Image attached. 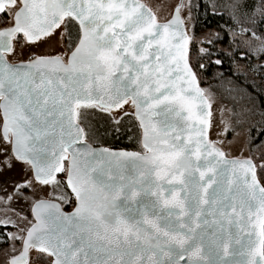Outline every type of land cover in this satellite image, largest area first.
I'll return each mask as SVG.
<instances>
[{
  "label": "snow or ice",
  "instance_id": "snow-or-ice-1",
  "mask_svg": "<svg viewBox=\"0 0 264 264\" xmlns=\"http://www.w3.org/2000/svg\"><path fill=\"white\" fill-rule=\"evenodd\" d=\"M201 7L231 21L210 48L226 44L220 54L234 63L264 61V0H179L168 19L145 0H0V264H29L33 250L32 264H226L229 246L257 230L260 246L249 235V259L233 264H264V139L253 145L258 159L229 160L223 142L207 138L211 105L185 24ZM45 45L62 51L33 50ZM21 50L29 59L10 64ZM90 109L113 126L137 121L143 153L102 149L97 158L78 147ZM259 137L264 127L245 143ZM121 157L134 158L135 171L116 179L95 162ZM68 189L76 207L64 213ZM64 221L76 230L50 226Z\"/></svg>",
  "mask_w": 264,
  "mask_h": 264
},
{
  "label": "rangeland",
  "instance_id": "rangeland-1",
  "mask_svg": "<svg viewBox=\"0 0 264 264\" xmlns=\"http://www.w3.org/2000/svg\"><path fill=\"white\" fill-rule=\"evenodd\" d=\"M149 3L157 15L161 19H168L171 17L175 4L179 0H145ZM200 2V0H197ZM182 15L186 14V10H182ZM196 13L193 12L191 22L185 20L187 31L193 37L189 43L191 63L195 67L197 77L202 88L205 90V95L208 97L211 105V121L212 126L208 129L209 140L216 142H223V149L229 158H243L250 156L254 158L253 144L245 143L247 137H253L254 129L260 128L264 124V114L261 111L257 99L244 86L240 85L234 79L227 76H219L216 79L205 80L201 74L203 66L202 60L204 56L210 52V47L206 43L207 40L214 39V31H207L196 33ZM15 44V42H14ZM208 49L209 51L201 52L200 49ZM37 55H55L62 51L60 47L50 48L45 45L41 48L33 49ZM22 55L13 57L9 55L8 58L12 62L27 61L29 54L27 50H21ZM34 58V57H33ZM199 61V67H198ZM216 62L217 59H214ZM264 64V61L260 64ZM200 68V69H199ZM126 107H128L126 105ZM94 115L104 116L105 114L98 109H90ZM99 112V113H98ZM241 121V122H237ZM111 124V123H110ZM228 126L229 132L223 131L225 126ZM235 128V135L232 134V128ZM17 211H23V215L28 217V220L34 223L31 208L28 202H18ZM2 215V213H0ZM9 232L16 231L15 228L9 226ZM19 245V241L16 242ZM35 250L30 252L29 264H32V256Z\"/></svg>",
  "mask_w": 264,
  "mask_h": 264
},
{
  "label": "trees",
  "instance_id": "trees-1",
  "mask_svg": "<svg viewBox=\"0 0 264 264\" xmlns=\"http://www.w3.org/2000/svg\"><path fill=\"white\" fill-rule=\"evenodd\" d=\"M207 2L212 3L213 0H207ZM200 3L202 4L203 0H200ZM218 11L223 12L224 9H219ZM200 12L201 15H196L197 22L195 31L197 34L214 31L223 35V30L220 26L231 23L227 15H224L222 18L219 15L213 16L211 13L205 15L202 7ZM225 48H227L226 44H218L215 48H210L211 55L207 53L202 60L203 66L200 70L201 74L205 80L216 79L221 75L234 79L240 85L244 86L252 95H254L258 101L261 111L264 114V67H261L260 65L263 61L253 58L251 63H249L248 61L236 56L234 63L232 58L220 54ZM214 59L220 60L221 63H216ZM197 65L199 67V61ZM262 127H264V124ZM127 133V131L119 133L118 137L113 140V144L121 147H127V145L135 147L137 144L136 132H133V134ZM130 135H132L133 138L128 139L127 137H130ZM255 136L256 129L253 131V137ZM261 139H264V137L257 138L253 145L259 144ZM253 154L254 158L258 159L259 152L256 149H254ZM257 174L258 177H260L259 168L257 169ZM260 181L264 186V179Z\"/></svg>",
  "mask_w": 264,
  "mask_h": 264
},
{
  "label": "flooded vegetation",
  "instance_id": "flooded-vegetation-1",
  "mask_svg": "<svg viewBox=\"0 0 264 264\" xmlns=\"http://www.w3.org/2000/svg\"><path fill=\"white\" fill-rule=\"evenodd\" d=\"M188 59H189V63L192 65L193 71L196 72L195 67L191 63V59H190V47L188 48ZM8 61L10 64H13V65H19L22 62V61L12 62L10 61L9 58H8ZM197 80L199 81L198 77H197ZM199 86L202 88L200 81H199ZM103 117L104 116L93 115V117L90 120V126L85 129V132H86L85 138L83 140L77 141V146L86 144L89 147L94 148V149L106 148V149L115 150V151H133V152L143 153L144 151L143 146H142L143 131L139 127L137 121H135L134 119L122 120L121 125L113 126L112 124H110V122L103 119ZM2 121H3V113L0 112V128H2ZM132 124H134L136 127ZM83 126L84 125L82 124V127ZM117 127L119 129L118 131L115 130V128ZM122 131L123 132L127 131L128 132L127 134H131V133L133 134V132H136L137 144L135 147H132L129 145H127V147H121V146H117L113 144V140L117 138L119 133H121ZM127 138L130 139V138H133V136L130 135V137H127ZM67 191L71 199L69 203H62V210L65 213H71L76 207V202H75L74 195L71 193V190L68 189ZM57 202L61 203L60 201H57ZM52 227L59 228V226L56 223H53ZM29 259H30V254H29Z\"/></svg>",
  "mask_w": 264,
  "mask_h": 264
},
{
  "label": "water",
  "instance_id": "water-1",
  "mask_svg": "<svg viewBox=\"0 0 264 264\" xmlns=\"http://www.w3.org/2000/svg\"><path fill=\"white\" fill-rule=\"evenodd\" d=\"M164 119H165V116L164 115H161V116L157 117V119H156L157 125L160 126V122L163 121ZM168 119L170 121H172V120H175L177 118H175L174 116H169ZM177 127H179V125H177ZM85 146H88V145L84 144V145H79L78 147H85ZM159 147L161 149H165L167 146L166 145H160ZM91 149H94V148H91ZM102 149H106V148H97V149H94L96 151L93 152L92 155L95 156V157H97V158H99L100 151ZM110 151H113V152H124V151H115V150H110ZM127 152H133V151H127ZM225 157L227 159H229V160H231V159H238V158H229V157L226 156V154H225ZM95 162H97L99 164V166H101V167H106L107 168L110 165L111 176L105 177L107 179H116V174L118 172H120L121 170H123L126 174H132L135 171V168H134V158H131V157H121L119 160H113V161H109L108 159H103V160L98 159ZM201 163H203V161ZM120 166H122V167H120ZM225 167L230 168L231 166L230 165H227ZM92 175H93V177H98V176H100V173L99 172H94V173H92ZM208 175H210V174H208ZM257 176H258V174H257ZM260 184H261L262 187H264L263 184L261 183V181H260ZM216 187H217V185L214 184L209 189V191L210 192H213L216 189ZM56 224L59 227L66 228L68 230V233L69 234H71V232H73V231L76 230V224H75L74 221H72V222H66V221H64V222H60V223H56ZM52 225L53 224H51L50 226L52 227ZM249 235H252L253 236V239L255 240V247H259L260 246L259 245V239L260 238H259L258 230H257V232L255 234H253L251 232H245L243 234L244 238L241 239L240 244H235V243L231 244L229 246V253L230 254L229 255L222 256V258L226 262V264H233V262H244V261H247L249 259V250L247 248V245L249 244V241H248L247 237ZM241 252H243V255H241ZM218 258H220V257H214V259H218ZM255 259L257 261H259L260 260V256L257 255L255 257Z\"/></svg>",
  "mask_w": 264,
  "mask_h": 264
}]
</instances>
